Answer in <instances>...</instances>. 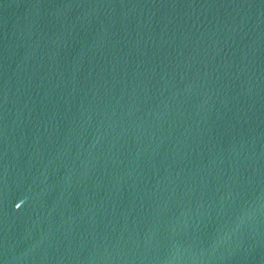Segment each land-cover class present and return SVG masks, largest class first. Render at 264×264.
Returning <instances> with one entry per match:
<instances>
[{
    "label": "water",
    "instance_id": "obj_1",
    "mask_svg": "<svg viewBox=\"0 0 264 264\" xmlns=\"http://www.w3.org/2000/svg\"><path fill=\"white\" fill-rule=\"evenodd\" d=\"M0 264H264V0H0Z\"/></svg>",
    "mask_w": 264,
    "mask_h": 264
}]
</instances>
